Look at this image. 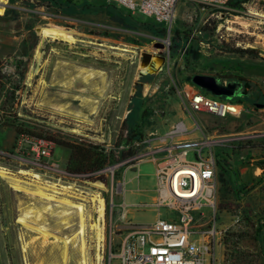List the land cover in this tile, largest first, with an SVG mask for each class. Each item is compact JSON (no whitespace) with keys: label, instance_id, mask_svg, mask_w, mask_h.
I'll list each match as a JSON object with an SVG mask.
<instances>
[{"label":"rangeland","instance_id":"rangeland-1","mask_svg":"<svg viewBox=\"0 0 264 264\" xmlns=\"http://www.w3.org/2000/svg\"><path fill=\"white\" fill-rule=\"evenodd\" d=\"M3 7L4 12L0 15V74L6 85L0 91V116L3 96L17 86L9 115L16 116L31 134L55 143L53 158L71 177L58 183L50 180L49 183L71 187L68 189L70 192L85 196L86 215L92 216L93 221L97 215L89 199L98 193L92 184L100 182L93 172L72 173L68 165L70 151L63 147L65 144L100 145L106 151H113L115 161L105 165L115 166L113 191L116 190V182L124 179L125 202L133 205L152 202L154 165L144 162L136 171L131 163H123L126 159H120V155L128 148L143 151L147 146L143 141L152 138L151 134L163 135L180 120L191 124L192 118L206 124L204 131L210 135L214 131L217 136L226 137L237 133H264V24H260L259 18L253 15L264 13V0H249L245 6L241 4V9L228 7L229 10L219 19L211 18L212 27L215 22L222 24L221 38L218 36V39L212 37V27H207L208 30L202 35L197 34L208 14L204 15L189 2L177 6L175 22L169 33L171 46L176 43L177 48L174 51L171 49L168 56L162 53L164 63L160 71L143 75L139 74L138 69L141 54L150 52L158 55L160 51L156 44H161L160 40L168 37L166 31L147 17L139 14L130 17L101 0H56L55 4L48 5L42 0H5ZM8 9L14 12L4 17ZM114 18L123 20L124 25L114 21ZM49 24L69 31L70 36L76 38V44L52 41L39 33ZM176 32L180 33V40H177ZM200 41L212 42L214 51L200 47ZM235 49L254 50L255 53L241 54L233 52ZM36 50L41 54L39 63L34 58ZM36 67L38 73L29 79V74ZM79 71L91 72V82H81ZM21 74L24 76L22 80ZM195 75L217 76L220 81L226 82L242 81L239 80L242 78L248 83L246 90L249 98L242 95L238 82H235L238 91L232 94L207 93L221 101L241 100L250 107L257 103L262 108L256 105L253 112L240 120H219L205 114H192L190 118L183 90L192 86L189 78ZM71 77H75L73 89L66 91L61 84ZM41 82H45L47 87ZM65 93L69 96H61ZM73 95L88 100L81 103L71 98ZM55 104H69L70 113L53 109ZM144 110L150 112V117L142 120ZM141 124V141L134 140L130 146L121 143L124 129L123 138L127 131ZM15 135L13 128L0 122V151L12 148ZM195 135L201 134L197 131ZM220 152L226 155L227 160L224 163L226 172L217 168L215 223L217 228L224 230L217 249L221 264H264V240L253 242L250 234H246L252 228L251 223L262 226L264 232V173L259 178L254 174L257 166L264 165V141L252 139L247 145H241L237 153L230 152L226 147L217 153ZM240 157H244V160H240ZM0 165L12 173L19 170L2 160L1 156ZM100 179L108 189L104 197L109 201L110 174ZM21 195L12 191L0 178V264H24L22 243L18 238L22 226L17 223ZM114 200L117 203L121 198L114 195ZM129 208L127 218L133 224L151 223L156 217L151 210L137 212ZM208 214L213 217L212 212ZM44 219L47 226L55 227V219L50 216H44ZM113 220L117 225L123 222L116 212ZM103 222L101 264L104 263L105 241L108 252L110 231L109 224L105 226V218ZM70 232L64 231L65 234ZM234 236L238 240L236 248L233 247L236 242ZM84 239L86 264H94L95 241L92 233L87 231ZM28 252L27 259L30 261L40 257L45 264L53 261L48 246L40 254L39 246H31ZM105 259V264H108L107 257ZM70 264H75L73 259ZM111 264L119 262L114 258Z\"/></svg>","mask_w":264,"mask_h":264},{"label":"built area","instance_id":"built-area-1","mask_svg":"<svg viewBox=\"0 0 264 264\" xmlns=\"http://www.w3.org/2000/svg\"><path fill=\"white\" fill-rule=\"evenodd\" d=\"M105 4L116 6L131 14H139L149 18L157 26L168 33L165 40H160L163 52L170 53L169 33L175 22L177 6L185 1L198 7L208 14L201 24L197 34L202 35L203 27H212L210 19H219L222 11H228L227 3L230 0H101ZM245 6V3L242 4ZM260 24H264V13L258 14ZM257 17V16H256ZM212 27V37L221 38L222 24L215 22ZM228 30L229 28L226 27ZM219 36V37H218ZM200 47L208 50L214 46L210 41H200ZM224 84L230 83L221 81ZM241 92L243 90L242 83ZM18 94V92H15ZM188 116L192 114H205L209 117L225 120L226 118L240 120L249 112H253L255 105L250 107L241 100L221 101L205 94L200 88L189 85L183 90ZM243 95V94H242ZM191 124L180 120L173 124L163 135L151 134L143 143L147 146L143 151L136 152L123 163H131L138 170L144 163L154 165V198L151 203H138L128 205L125 202L126 182H116L113 191V169L115 166H104L93 172L104 190H97L105 202V226H110L108 239V254L105 257L108 264L112 259L119 264H221L217 249L224 230L216 227L217 202V168L218 161L226 163V155L218 150L225 147L230 152L237 153L241 145H247L252 139H261L264 133H237L226 137L225 135H212L205 133L206 124L197 122L192 118ZM197 131L201 135L196 136ZM53 143L45 138L15 135V142L8 151H0L1 159L11 166L18 168V172L33 171L47 182H61L70 174L60 168L59 162L53 158ZM247 147V146H245ZM225 155V156H224ZM192 159H189V157ZM244 160V157H240ZM6 168V167H4ZM7 169V168H6ZM258 175L264 173V165L257 166ZM110 174V198L105 199L108 192L106 185L100 178ZM56 183V184H57ZM98 183V182H96ZM115 196L121 200L115 202ZM129 207L136 211L153 210L156 214L151 223L133 224L127 218ZM114 212L118 219L123 220L116 224L113 220ZM208 212H212L210 217ZM106 232V229H105ZM118 233V234H117ZM117 239V240H116Z\"/></svg>","mask_w":264,"mask_h":264},{"label":"bare ground","instance_id":"bare-ground-1","mask_svg":"<svg viewBox=\"0 0 264 264\" xmlns=\"http://www.w3.org/2000/svg\"><path fill=\"white\" fill-rule=\"evenodd\" d=\"M4 4L5 0H0V15L4 12ZM253 15L262 18V16L256 13H253ZM236 20L239 19L236 18ZM39 33H43L44 37L50 38L52 41H64L70 45L76 44L77 42L76 38L70 36L71 33L69 31L54 24H49L48 27L41 28ZM34 58L36 63L41 62V54L39 51H35ZM139 64V73H156L162 67V60L157 55H153L149 63L142 64L140 62ZM38 71V67L33 68L32 74H29V79L31 76L36 75ZM79 73L81 72L79 71ZM81 76L83 80L81 82L87 84L93 74L84 71L81 73ZM74 82L75 77H71L69 81L62 83L61 87L66 91H72ZM41 83H43L44 87H47L45 82ZM66 94L68 93L61 96H69ZM73 97L74 100H80L81 103L87 102L88 100L79 96L76 97L75 95L71 96V98ZM55 106L56 104L52 108L59 112L66 111L70 113L69 104ZM0 178L5 181L12 191L22 194L18 201L19 214L17 223L22 226V232L19 233L18 238L22 243L21 250L24 264H45L41 257L33 261H30L29 258L27 259L29 257L28 249L31 246L33 248L39 246V254L42 253V250L46 246L49 247L50 253L53 255V261L48 264H70L72 259L75 264H86V244L84 236H86L87 231L92 233L95 241L94 264H101L103 259L101 253L103 252L102 243H104L103 219L105 204L104 200L98 196V193L93 194L89 199L97 215V218L93 221L92 216L86 215V197L84 196V198L70 192L68 189H71V187H60V185L54 182L49 183L44 181L41 176L30 170H21L17 173H12L1 165ZM92 186L97 190L105 189L99 183L92 184ZM44 216H50L55 219V227L51 228L47 226ZM64 231L71 232L65 234Z\"/></svg>","mask_w":264,"mask_h":264},{"label":"trees","instance_id":"trees-1","mask_svg":"<svg viewBox=\"0 0 264 264\" xmlns=\"http://www.w3.org/2000/svg\"><path fill=\"white\" fill-rule=\"evenodd\" d=\"M43 2H46L47 5L48 4H55L56 0H42ZM249 0H230L227 3L228 7H232V8H237L239 7L241 9V4L243 3H247ZM36 5H40V3H37ZM113 6V5H111ZM11 12H14L12 10H6V13L4 15V17L8 16ZM223 13L226 11H222ZM16 17V16H15ZM114 21H116L117 23L124 25V21L114 18ZM203 31L208 30V28L203 27L202 28ZM213 30V28L211 29V31ZM176 38L177 40H180V36H179V32H176ZM177 48V44L174 43L173 46H171L170 50L172 49V51H174ZM233 52H238L241 54H253L255 53L254 50H240V49H235ZM23 74H21L20 80L23 79ZM217 77V76H215ZM192 78V77H191ZM191 78H189V82L191 83ZM219 78V77H218ZM3 76L0 74V91L1 89H3L6 85L5 82H3ZM239 81L242 83V94L243 96H245L246 98H249V93L247 92V88H249L248 83L242 79L239 78ZM193 85V84H192ZM18 87L16 86L12 91H9V93H6L3 98H2V109H1V116H0V122L1 123H5L6 127H10L13 128L15 131V134L18 135H28V136H35L33 134H31L29 131H27V126L23 123H19V119L16 116H10V109L12 107L11 101H13V96H14V90H17ZM205 94L208 95L207 92H205ZM1 97V95H0ZM13 103V102H12ZM254 104V103H253ZM255 105V104H254ZM7 116V117H6ZM150 117V112L144 110L141 114V118L142 120L144 118ZM142 124L139 126H135L134 129H131L129 131H127L126 133V137L123 138V134L125 132V129L121 132V143H123L124 145L130 146L133 141H141L143 138V131H142ZM35 137H39V136H35ZM42 138V137H40ZM47 140V139H46ZM51 143H53L55 145V143L51 140H48ZM66 149H68L70 151V156L68 159V165L71 168L72 173L74 174H90L92 172H95L101 168H103L107 163L111 164L113 163L115 160L113 158L114 154L113 151H106L103 146L100 145H92V144H88V145H84V143H80V144H65ZM118 147V146H116ZM136 153L135 150H133L132 148L125 151L121 152L120 155V159H127L131 156H133ZM224 161H218V167L221 169L222 172H226V166H224ZM237 173V172H235ZM248 221V220H247ZM252 226V228L250 230H248V232H246L247 235L250 234L251 236V240L253 242H261L262 240H264V232H262V226H256L255 224L251 223L250 224ZM247 226V225H246ZM235 238L237 236H234ZM236 242L233 243V247H237V238L234 239Z\"/></svg>","mask_w":264,"mask_h":264},{"label":"water","instance_id":"water-1","mask_svg":"<svg viewBox=\"0 0 264 264\" xmlns=\"http://www.w3.org/2000/svg\"><path fill=\"white\" fill-rule=\"evenodd\" d=\"M38 31V30H37ZM156 48H159V54L157 55L158 58L162 60V64L164 63V57L162 56V50L163 45L162 44H156ZM153 54L150 52H144L141 54V63L146 64L151 61ZM140 75H143V73H139ZM191 83L200 88L201 90L213 93V94H219V95H228L232 94L235 91H238V89L235 87V82H230L227 84H224L220 81V79L209 76V75H195L191 78ZM240 83H238L239 85ZM258 108H262V105H257Z\"/></svg>","mask_w":264,"mask_h":264},{"label":"crops","instance_id":"crops-1","mask_svg":"<svg viewBox=\"0 0 264 264\" xmlns=\"http://www.w3.org/2000/svg\"><path fill=\"white\" fill-rule=\"evenodd\" d=\"M183 3H187V2H185V1H182V2H180V6L183 4ZM178 5V6H179ZM112 7H114L117 11H119V12H122L123 14H125V15H129L130 17H135V14H131V13H128V12H126V11H124L123 9H120V8H118V7H116V6H112ZM199 10V9H198ZM200 11V10H199ZM202 12V11H201ZM176 13H177V11H176ZM203 14L204 15H206V13L205 12H203ZM260 140H262V141H264V137H262ZM255 177L256 178H259L261 175H258V173L256 172V170H255ZM153 198H154V194H153V197H152V199H151V201L153 200ZM138 204V203H137ZM133 205H135V204H133ZM131 208H133L134 209V211H136L135 210V207H131ZM130 209V208H129ZM151 210V209H150ZM146 211V210H145ZM151 211H153V210H151ZM137 212H141V211H137ZM154 212V211H153ZM155 213V212H154ZM144 224V223H143ZM146 224V223H145Z\"/></svg>","mask_w":264,"mask_h":264}]
</instances>
